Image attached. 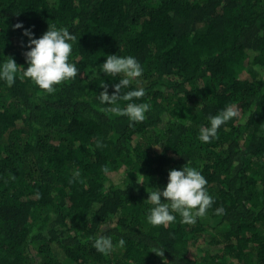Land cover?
Listing matches in <instances>:
<instances>
[{"label":"trees","instance_id":"obj_1","mask_svg":"<svg viewBox=\"0 0 264 264\" xmlns=\"http://www.w3.org/2000/svg\"><path fill=\"white\" fill-rule=\"evenodd\" d=\"M17 22L35 38L68 28L76 78L47 93L24 77ZM107 54L143 67L129 88L145 89L144 121L98 99L120 79L99 72ZM7 56L20 71L0 81V264H264V0H0ZM227 105L238 116L201 142ZM185 163L212 206L195 224L150 225L148 191Z\"/></svg>","mask_w":264,"mask_h":264},{"label":"clouds","instance_id":"obj_2","mask_svg":"<svg viewBox=\"0 0 264 264\" xmlns=\"http://www.w3.org/2000/svg\"><path fill=\"white\" fill-rule=\"evenodd\" d=\"M13 28L22 29V35L28 37L25 45L27 50L24 52L27 63V67L23 68L24 77L29 78L47 93L54 92L56 85L76 78L80 69L75 63L70 62L69 57L77 37L68 28L49 24L39 38L34 37L31 27L24 28L23 22H17ZM19 71L13 57L7 56L6 60L0 61V81H4L7 86L11 87L15 83ZM143 71L140 62L132 55L107 54L104 62L100 64L99 72L108 76H119L120 79L113 85L111 93L106 86L104 87L98 96L100 102L110 105L112 111L126 115L130 121H144L151 105L144 102L136 103L135 99L143 97L145 89L139 86L129 88L133 83L139 84L138 78L142 76ZM96 74L95 71L92 72V75ZM119 101H126V106L121 108ZM237 116L238 111L233 105H227L217 114L209 115L208 125L200 127L198 139L208 143L217 138L220 126ZM97 144L100 142L97 141ZM160 146L161 144L154 147L159 149ZM206 185L207 180L201 171L187 163L179 169H170L166 185L148 191L146 201L150 207L146 211V221L153 226L167 227L175 223L179 217L180 223L195 224L198 217L207 214L214 202ZM118 244L123 246L124 239L121 238ZM92 246L105 256L112 253L115 248L111 236L107 235L94 238ZM152 252L161 258L164 257V247L154 246Z\"/></svg>","mask_w":264,"mask_h":264},{"label":"rangeland","instance_id":"obj_3","mask_svg":"<svg viewBox=\"0 0 264 264\" xmlns=\"http://www.w3.org/2000/svg\"><path fill=\"white\" fill-rule=\"evenodd\" d=\"M209 224L214 225V221L213 222L209 221Z\"/></svg>","mask_w":264,"mask_h":264}]
</instances>
